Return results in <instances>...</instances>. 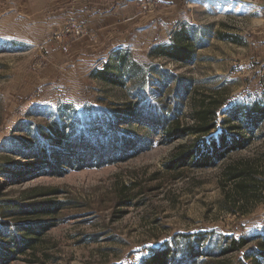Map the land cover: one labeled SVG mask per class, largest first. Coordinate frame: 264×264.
Instances as JSON below:
<instances>
[{
    "label": "rangeland",
    "instance_id": "obj_1",
    "mask_svg": "<svg viewBox=\"0 0 264 264\" xmlns=\"http://www.w3.org/2000/svg\"><path fill=\"white\" fill-rule=\"evenodd\" d=\"M65 1L0 0V201L24 202L26 211L57 209L46 217L0 218V227L27 220L48 224L36 225L35 247L5 264H137L177 235L212 232L219 241L263 235L264 202L247 205L251 212L243 215L232 213L225 201L221 184L228 161L216 168L168 167L188 139L164 145L156 131L142 147L114 153L101 164L66 167L54 158L64 172L22 156L27 152L20 143L39 138L58 147L49 134L54 123L68 119L69 133L79 137L93 114L107 117L139 100L135 82L120 87L92 76L113 50L128 52L144 75L161 79L151 72L157 66L192 81L191 96L224 102L219 122L229 107L264 97V0H136L131 18L104 21L106 30L90 38L88 32L63 33L72 24L86 26L57 9ZM183 25L203 39L193 64L150 57L153 47L169 43ZM184 113V123L192 124L187 101ZM262 147L263 140H256L234 158L250 157ZM245 251L208 259L250 264Z\"/></svg>",
    "mask_w": 264,
    "mask_h": 264
},
{
    "label": "trees",
    "instance_id": "obj_2",
    "mask_svg": "<svg viewBox=\"0 0 264 264\" xmlns=\"http://www.w3.org/2000/svg\"><path fill=\"white\" fill-rule=\"evenodd\" d=\"M196 46L202 47L203 39L199 38L194 27L183 25L169 43L153 47L149 54L152 58H166L190 65L195 61ZM151 72L160 74L161 79L144 75L142 66L130 62L128 52L114 51L102 68L92 72V76L120 87L125 86L126 80L135 82L137 94L141 98L110 111L107 117L93 114L89 129L79 137L73 131L69 133L73 124L68 123V119L60 124L54 123V129L49 134L58 140V147H48V143L39 138L30 139L20 143L22 152H27L22 156L42 160L43 166L48 165L42 166L46 169L56 167L54 158H58V162L66 167L82 166L83 163L101 164L104 163L102 160L114 153L142 147L149 141L148 137L157 131L164 145L188 139L177 148L168 166L172 170L216 168L228 161L223 168L225 180L221 188L225 201L232 206V213L246 215L251 212L247 205L251 204L254 208L262 204L264 97L229 107L219 122V111L224 102L212 95H202L200 99L197 95L191 96L192 81H183L157 66H152ZM172 83L175 85L171 89ZM156 88L160 91H156ZM185 101L189 102L192 124L183 121ZM256 140H263L261 150L250 157L234 158V154L249 149ZM32 150L36 151V155L28 153ZM56 169L64 172L62 167ZM25 206L24 202L2 200L0 218L13 219L24 215L46 217L57 211L54 207L26 211ZM37 223L27 220L24 225L10 222L0 227V264L35 247L38 239L32 236H40L38 226L44 229L48 226ZM253 242H256V246L248 248ZM243 250H246L244 256L250 264H264V234L240 239L223 236L221 241L215 239L212 232L177 235L170 243L151 250L137 264H214L208 258L226 257Z\"/></svg>",
    "mask_w": 264,
    "mask_h": 264
},
{
    "label": "crops",
    "instance_id": "obj_3",
    "mask_svg": "<svg viewBox=\"0 0 264 264\" xmlns=\"http://www.w3.org/2000/svg\"><path fill=\"white\" fill-rule=\"evenodd\" d=\"M135 3L136 0H66L57 9L66 10L73 18L83 19L86 24V33H89L90 38L95 34L101 35V32L106 30L104 28L108 26L104 24V21L109 25L110 21L122 20L123 16L131 18L129 9ZM137 16L138 14L134 18Z\"/></svg>",
    "mask_w": 264,
    "mask_h": 264
},
{
    "label": "built area",
    "instance_id": "obj_4",
    "mask_svg": "<svg viewBox=\"0 0 264 264\" xmlns=\"http://www.w3.org/2000/svg\"><path fill=\"white\" fill-rule=\"evenodd\" d=\"M63 33H68V34H72L75 36H84L86 33V29L82 26H77V25H69L65 31Z\"/></svg>",
    "mask_w": 264,
    "mask_h": 264
}]
</instances>
